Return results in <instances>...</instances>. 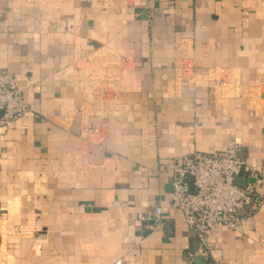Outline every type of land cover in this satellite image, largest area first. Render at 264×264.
Segmentation results:
<instances>
[{
	"label": "crops",
	"instance_id": "obj_1",
	"mask_svg": "<svg viewBox=\"0 0 264 264\" xmlns=\"http://www.w3.org/2000/svg\"><path fill=\"white\" fill-rule=\"evenodd\" d=\"M5 72L31 111L0 131V264H197L172 162L236 144L264 178V0H0ZM211 244L264 264V207Z\"/></svg>",
	"mask_w": 264,
	"mask_h": 264
},
{
	"label": "built area",
	"instance_id": "obj_2",
	"mask_svg": "<svg viewBox=\"0 0 264 264\" xmlns=\"http://www.w3.org/2000/svg\"><path fill=\"white\" fill-rule=\"evenodd\" d=\"M19 89L17 79L10 73L0 75V131L30 112ZM104 142V135L90 132ZM238 146L222 156L217 153L195 152L176 158L170 165L173 175L174 198L181 222L194 232L198 255L209 258L213 252L211 238L218 227L242 233L244 225L261 212L264 178L237 156ZM239 177L254 178L252 184L239 186ZM157 216L162 215L158 209ZM122 262H117L121 264Z\"/></svg>",
	"mask_w": 264,
	"mask_h": 264
},
{
	"label": "water",
	"instance_id": "obj_3",
	"mask_svg": "<svg viewBox=\"0 0 264 264\" xmlns=\"http://www.w3.org/2000/svg\"><path fill=\"white\" fill-rule=\"evenodd\" d=\"M254 181H255L254 178L239 177L236 179V184L239 186H246L247 184H252ZM196 263L197 264H206L200 255L197 256Z\"/></svg>",
	"mask_w": 264,
	"mask_h": 264
}]
</instances>
